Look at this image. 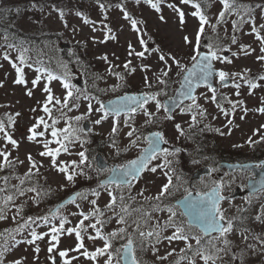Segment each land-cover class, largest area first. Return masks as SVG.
I'll return each instance as SVG.
<instances>
[{
  "label": "rangeland",
  "instance_id": "rangeland-1",
  "mask_svg": "<svg viewBox=\"0 0 264 264\" xmlns=\"http://www.w3.org/2000/svg\"><path fill=\"white\" fill-rule=\"evenodd\" d=\"M200 1L204 2L205 9L202 8V12L208 17L210 25H216L215 32L209 25L205 26V35L201 38L202 47L209 50L207 47L208 39L218 36L216 43L221 49L230 50L231 53L227 57L232 62L216 60V63L222 68V71L227 72L232 77L233 83L227 86L219 85V90L222 93L220 100L217 97L215 101L211 99L212 92L207 86L198 90L196 103L199 104L200 110H203L205 115L203 117L197 115L198 123L194 127H190L193 112L187 111L188 106L193 103L192 100L185 102L172 115L163 108L157 111L155 101H149L144 105V109L154 114L151 117L152 123H147L149 117L144 114V110L138 109L135 113L121 114L118 118V131L112 134V128L117 122V118L112 114L106 120H102L100 124L95 123L97 119L103 116V112L96 111L100 103L123 93L127 87H130L134 91L159 92L161 94L158 99L161 104H164V97L173 94L180 85L181 76L193 61L191 59L194 55L193 45L196 42L195 38L199 28V18L192 15L196 10L193 4H184L182 0H153V3L160 5L158 12L147 0H140L139 3L136 0H0V14L12 16L16 12V18H9V21L5 19L6 22L14 23L25 32H35L45 27L49 31L56 32L57 37L47 41L51 54L63 64V68L71 80L74 76H82L86 80V85H84L86 93H83L80 99L75 101L76 107H73L72 102H70L69 106L72 110L64 109L65 117L59 118L55 125L57 129L62 130L67 126L68 118L86 116L78 124V127L84 131L77 133L79 139L68 146V152L61 151L56 158L57 164L67 163L71 165L72 161L80 162L81 157L78 153L84 152L86 146L90 150L97 138L105 141L101 151L106 158L111 163L123 164L139 154L146 146L145 131L147 132L148 127L161 128L172 144L183 146L182 150L177 153H170L167 150L169 155L166 159L171 162L170 165L158 167L156 172L149 170L157 165L165 164V156L161 154L157 159L150 162L139 178L133 180L131 187L126 185L116 187L109 184L107 191L103 188L94 190L100 192L98 198L93 195L94 191H91L92 185L98 182V178L95 179L93 176L91 179H86L74 172L76 174L75 180L69 182L66 179V174L60 173L52 166L51 157L40 155L41 152L45 151L43 145L45 140L50 141L49 148L59 147L51 136L52 128L49 127L44 136H37L35 141L28 139L31 135L30 129L40 117H44L49 125H52V119L60 117V112L57 110L59 105L49 104V107L52 108V119L43 111V105L48 95L43 89L45 86L50 87L53 96L63 101L66 95V90L62 86L63 80H53L49 83L46 75L39 73L37 68L21 63L17 48L8 43L5 34H1L0 118H3L2 122L7 133L17 141L19 146L13 147L4 138V133H0V151L9 153V160L14 165L11 168L7 166V168L5 166L1 168L4 171L0 173V188H6V192L0 193V197L12 195L11 191L16 188L14 186L20 184L19 180L22 179V175L29 172L31 168V162L28 160L29 155L37 165L36 169H32L35 174L30 177V180L32 181L35 176V182L41 186L42 190V196L37 195L36 192H26L23 196L16 195L14 200L6 206L0 200V207H5L7 216L6 219L0 220V234H2L0 235V239H2L0 246L4 252V264H13L16 260H21L22 264H53L55 255H59V252L64 250H68L69 256L63 257V261L71 259V264H106L109 259L107 255L92 260L80 255L79 252L72 251L79 243L74 232L69 235L65 231L60 236L57 248L52 252H49L48 248L52 243H55L51 240V227H58L61 219L66 217L68 222L64 225L65 230L76 228L80 220L83 219L80 215L81 211L88 213L94 207L105 209L111 200L109 191L117 197L123 193L125 196L124 203L129 205L130 210H142L141 212H132L128 218L129 224H131L132 217L137 219L142 212L151 214L152 219L148 221L147 225L142 222V230L148 231L157 221L163 224L168 219L169 213L166 209L156 211V206L159 205L162 208V204L167 198L181 197L190 190L203 192L210 189L216 182L222 185L221 191L227 195L233 193L237 186L243 190L247 185L251 171L237 170L229 173L224 169L219 170L222 172L219 174L217 167L211 174L204 175L199 180H191L194 170L209 164L208 155L203 156L198 155V153L213 152L214 157H219L224 152L228 154L240 149L244 154H247L246 156H249L253 153V143L259 142L260 144L257 146L264 156V113L258 111L264 105V80L259 79L255 82L259 86L252 89L244 79L235 75L245 74L249 77L264 71V61L257 60V56L264 55L261 52V42L251 31V21L241 24L239 29L234 31L233 21L239 19L235 14L228 16L226 23L217 24L219 13L223 10L220 0ZM237 2L245 6L257 28L264 24V0H237ZM101 4L104 5L103 8L100 7ZM170 5L184 12L183 23L180 21L178 12L174 11ZM19 7L20 12H18ZM61 11L64 13L63 17L60 15ZM77 13L82 15H77ZM125 13L130 18H126ZM85 18L90 23H84ZM245 19L248 20V16H245ZM131 20L137 21L135 29ZM260 34L264 36V29H260ZM233 35L237 38L236 43H232ZM186 36L192 41V44L185 42L184 37ZM141 38L145 42L144 44H141ZM63 41L76 43L68 50L75 63L79 54L84 55V59L79 65L77 64L73 68L70 66L72 62L65 56L66 48L61 47ZM145 46L147 51H145ZM244 46H250L247 55L243 50ZM251 49L255 51H251ZM133 50V54L130 55L129 53ZM140 51H145L144 58L134 54ZM222 51H219L218 55L222 56ZM161 54L165 55L167 64L159 59ZM6 55L8 59H5ZM172 57L180 62L183 71L176 66ZM129 61H131L130 64ZM13 64L23 68L25 84L15 83L18 73ZM126 64L128 65L127 68L125 67ZM169 67L171 68L170 71ZM74 69L75 72L71 75ZM131 69H135V71H131ZM164 71H168L167 77L163 76ZM37 76L41 77L40 82L33 86L32 81ZM121 76L123 80L120 78ZM145 77L151 83V88L145 86ZM157 78L164 79L167 83L160 84ZM216 81H220L219 77L216 78ZM237 83L240 85L239 89L235 87ZM72 85L77 87L74 83ZM29 90L32 91L31 96L27 95ZM84 95L89 96V99H84ZM228 101L236 105L235 109ZM89 104L92 106L91 112L88 109ZM217 104L220 107H217ZM245 108L247 112L244 111ZM225 111L228 113L227 116L224 114ZM168 115H171L172 119H166ZM9 117H12V123H9ZM229 120L232 121L231 124L228 123ZM85 121L90 122L89 131L84 127ZM71 122L73 126H77L75 120ZM177 124L183 129V135L175 127ZM133 129H135L133 135L129 136L128 132ZM217 129L220 131H216ZM36 131L38 133L45 131L43 125ZM221 132L225 134L221 135ZM82 134L84 135L82 136L83 140L80 138ZM250 140L252 143H249ZM2 164L3 157L0 156V165ZM69 171L72 170L69 169ZM108 171H101L99 178ZM165 172L172 175L173 184L178 190L173 189L171 196L162 198L158 202L155 199H147L157 196L162 186L167 183ZM16 175H20V179L14 177ZM8 176L10 178L5 185L3 178ZM81 185H86L80 188L82 189L81 194L87 199L78 198L76 204L69 203L61 208L59 210L60 219L56 223H29L22 231L13 232L14 229L26 222L23 221V215L20 212L22 205L24 212L29 215L43 214L47 210L45 207H49L51 202L58 201L57 199L66 196ZM48 188L51 193H47ZM94 199L97 201L96 206L90 203ZM119 203L118 199L117 212L120 210ZM221 209L226 217L233 220L234 229L228 236L232 245L228 251L220 253L222 259L217 261V264H264V243H262L264 241V223L255 219L264 210V191L260 190L254 194L243 193L239 197L227 198L222 202ZM176 211L177 216H181L180 208H177ZM104 218H111L110 222L104 225L102 229L105 235L120 227H125V225L117 223V218L112 212L105 211ZM248 218L251 220H246ZM243 221L244 224L238 225ZM90 223H95V219L91 218L84 221L85 226ZM33 230L37 234L48 233V235L29 244L27 241L31 239V231ZM186 230L190 231L191 236H200L193 228L187 229V225ZM128 231L132 232L130 227ZM173 231L174 229L168 228L162 236H169ZM12 235L15 239L12 238ZM82 235L88 251L92 252L96 248L104 246L103 240L88 239V235H95L93 229L88 228L87 234L82 233ZM216 235L218 234L213 236ZM244 235L248 236L247 240L244 239ZM254 237H258V239ZM113 242V249H110L112 252L111 260L112 264H117V253L127 242V238L116 239ZM190 243L195 246V239H191ZM217 246L224 247L219 242ZM36 247H39V253L35 252ZM155 248L158 251L153 253L151 246L146 244L143 250L139 246L136 250L138 258L145 264H176L178 260L180 264H190L193 259L190 251H181L186 248L184 241L173 240L169 242L161 238V242L155 244ZM169 252H172V255H168ZM182 255H186L187 258L180 260ZM164 256L167 259H159V257ZM73 257L75 259H72ZM55 264H61V262L55 260ZM195 264H204V262L200 257H195Z\"/></svg>",
  "mask_w": 264,
  "mask_h": 264
},
{
  "label": "snow or ice",
  "instance_id": "snow-or-ice-1",
  "mask_svg": "<svg viewBox=\"0 0 264 264\" xmlns=\"http://www.w3.org/2000/svg\"><path fill=\"white\" fill-rule=\"evenodd\" d=\"M137 3L140 2V0H136ZM148 3L151 4V6L156 10L160 11V5L159 3H153V0H147ZM220 2L223 5V10L219 13V18L217 20V24L226 23L227 17L235 14L239 17L237 21H233L234 31L239 29V26L244 23H248L251 21L252 33H255L256 38L261 42V52L264 53V36L260 34V29H264V24L260 25V28H257L255 25V22L251 20L250 14L248 13L247 9L244 5H241L237 2V0H220ZM182 3L189 4L192 3L193 7L196 9L192 15L199 18V28L197 31V35L195 38V44L193 45V52L194 55L191 57V59L195 62L193 64V67L191 69H188L185 75L183 76L182 80V89L185 85H187L186 90H182L180 92L181 97H188L192 100V105L188 106L187 111L193 112L192 115V124L190 127H194L198 121H197V115L203 117L205 115L203 110H200L199 104L196 103V97L192 95L193 89L195 86H199L200 83L205 84L210 91L212 92L211 99L213 101L216 100V92L217 89L212 86V84L209 82L210 77L214 74V68L212 61L213 60H222V62L231 63L232 61L228 57H222L218 55L219 51H222L223 49L220 48V46L216 43V40L218 39V36L215 38H209L207 47L209 49V52L207 54L201 53L199 44L201 38L205 35V26L209 25L212 28V31H216V25H210L208 17L201 11V4L198 2H194V0H182ZM101 8L104 7L103 4L100 5ZM170 7H173L174 11L178 12L179 18L181 23L184 22V12L180 11L179 9L175 8V6L170 5ZM61 17H63L64 13L60 12ZM77 15H82L81 13H77ZM126 18L128 17V14L125 13ZM245 16H248V20L245 19ZM161 19L163 20V17L161 16ZM84 23H90L89 20L86 18L84 19ZM132 26L135 29L137 21L131 20ZM139 31V29H136ZM114 38V37H113ZM184 40L186 43L192 44V41L189 40V38L186 36L184 37ZM237 38L235 35L232 36V43H236ZM141 44H144L145 42L141 38ZM249 48L250 46H244L243 50L245 54H249ZM215 49V50H214ZM145 51H147V47L145 46ZM145 51L135 52L134 54L137 57L144 58ZM251 51H255L254 49H251ZM134 50L130 52L129 54L132 55ZM233 55H236V53H233ZM5 59H8L7 55L5 56ZM104 59H107V57H104ZM159 59L161 61H164L165 64H167V59L165 55L161 54L159 56ZM174 60L176 66L178 68H181V71H183V68L180 65V62L176 60L175 57H172ZM19 60L21 63L25 62V56L21 54L19 56ZM257 60L264 61V55L257 56ZM131 61H129V64ZM13 67L16 68V71L18 73V78L16 79L15 83L17 84H25L26 81L24 79V73L23 68L17 67L15 64H13ZM125 67L127 68L128 65L126 64ZM147 67V66H145ZM197 69H199V76L197 77ZM171 68L169 67V71ZM37 71H40V69H37ZM111 71V70H110ZM131 71H135V69H131ZM247 71V70H246ZM239 75L241 79H244L250 86V88L255 89L259 85L255 82H253L251 79H248L245 74H235ZM163 76H168V71L163 72ZM219 79L221 83H224L228 78L229 74L225 71H219L218 72ZM197 78V84L194 86L192 84L193 78ZM123 80V77H120ZM41 77L37 76L35 80L32 81L33 86H36L39 84ZM47 81L50 83L53 80H59L61 79L60 76L54 75L52 73H47L46 75ZM158 79V83L160 84H166L167 81L164 79ZM259 79L264 80V76L259 77ZM2 86V85H0ZM63 88L66 90V95L63 99V101L60 98L54 97L52 94V89L50 87L45 86L44 91L48 93L46 97V101L43 105V111L48 114L49 118L52 119V108L49 107V104H53V106L59 105L60 107L57 109L60 112V117L52 119V125H49L47 121H45L44 117H40V119L37 121V123L30 129L31 135L28 137L30 141H35L37 139V136H44L45 132L49 129V127L52 128L51 136L55 139V142L59 145V147L55 149L49 148L50 141H43V145L45 148V151L41 152V156H47L51 157V164L54 168H56L60 173L66 174V179L69 182H74L76 174L69 172L70 166H75L76 168H79L80 165L76 163V161H72L71 165L67 163L63 164H57L56 158L59 156L61 151L68 152L69 145L73 143L75 140L79 139V136L77 133L83 132L84 130L82 128L78 127L79 122L82 119H85L86 116H76L73 118H68L67 126L65 128L57 129L55 127L57 121L59 118L65 117L64 109H68L69 111L72 110V108L69 106L70 102H72V106L76 107L75 101L80 99V96L83 95V93L80 92L79 89H76L74 85H72L68 79L67 75L63 77ZM145 86L151 88V83L147 80V77H145ZM235 87L239 89L240 85L237 83L235 84ZM161 93H143L140 96H129L124 97L123 102H118L114 105L106 106L103 103H100L99 108L96 109V111L103 112V116L100 119H97L95 121L96 124H100L102 120H106L110 114L115 116L117 118V122L114 124L112 128V134L117 133L118 131V118L122 111H127L129 113H135L138 109L144 110V114L149 117V119L146 121L147 123H152L151 117L154 115L151 112H148L146 109H144V105H146L149 101H155L157 111H159L161 108H163L166 112H170L169 105L167 104H161L160 100L158 99V96ZM239 94V93H237ZM27 95L31 96L32 91L29 90L27 92ZM84 99H89V96L84 95ZM128 101H131V104L128 103ZM99 103V101H98ZM228 103L232 104L231 101H228ZM135 105V106H132ZM235 104H232L233 109H235ZM217 107H220L219 104H217ZM89 112L92 110L91 104L88 105ZM224 111L223 109H221ZM245 112H247V109H244ZM261 113H264V107H261L258 109ZM225 116L228 115V113L224 112ZM18 115V114H17ZM243 118V117H242ZM166 119H172L171 115L166 116ZM72 120L76 121L77 126H73ZM12 117H9V123H12ZM229 124L232 123L231 120L228 121ZM41 125H43L45 131L37 132L36 129L39 128ZM177 130L180 131V134L183 135V129H181V126L179 124L175 125ZM135 129L128 132L129 136H132ZM216 131H220L217 129ZM0 133H4V138L13 146L18 147V143L15 139L12 138L10 134L7 133L5 130V125L2 121H0ZM221 135H224L225 133L221 132ZM62 137V138H58ZM149 147L144 149L143 154L137 159L131 161L127 166L122 167L121 169H111L110 171L113 173V178L106 184L104 182H101L100 187L108 190L109 184L115 185L116 187H120L121 185H126L128 187H131V182L133 180H136L140 173L147 168L148 163L154 159H157L161 154L165 156V164L164 165H157L155 167H152L149 169L151 172H156L158 167H165L170 165V161L166 159L167 155L169 153L167 150L162 149L160 147L161 141H164L167 143V141L164 140L163 133L156 132L151 134L149 137L146 138ZM114 143V141H113ZM249 143H252L250 140ZM133 144H135V141H133ZM78 155L81 157L80 163L83 164L87 160V156L84 152H79ZM0 156L3 157V164L0 165V167L7 166V167H14L12 161L9 160V153L0 151ZM28 160L31 162V168L29 169L28 174L25 178H30L32 175V169H36L37 165L34 160H32L31 155L28 156ZM38 171V169H37ZM80 174H83L81 171ZM165 176H167V183H165L162 186L161 191L159 194L152 198L147 199H155L156 201H161L162 198H166L168 196L172 195L173 189H176V186L173 184L172 176L169 175L167 172L164 173ZM19 179V177H17ZM130 178V179H129ZM5 185L8 183V177H4ZM21 184H24V179H21ZM16 187V194L23 196L26 192H36L37 189L35 187H30L27 189L21 188L19 186ZM222 185H218L217 188H214L211 192L207 193H200L198 194V199H189L191 197V192H188V196L185 197V212L181 213V215H188L191 219L187 222V229H191L193 226H196L200 229V232L203 233L204 237H209L207 240H203L201 236H191L190 233L186 230L185 224L183 222L178 223L175 219L177 216L176 208L173 206L167 207V212L169 213L168 219L163 223L160 224L159 221L156 222V224L148 231L142 230V222L144 225H147L148 221L152 219V216L150 213L142 212L141 216L137 219H134L131 221V224H129L128 218L132 215L133 211L141 212V209H134L130 210L129 205L124 203L125 196L123 193L117 197V195L113 194V192L109 191L108 194L111 197L110 202L105 206V209L102 210L99 207H94L92 211L88 213H84L81 211L80 215L83 217V219L80 220L79 225L76 228H69L65 230V223H67V218L64 217L61 219V222L58 227L53 226L51 227V240L55 243H52L51 246L48 248L49 252H52L54 249L57 248L60 240V234L64 233L65 231L71 235L73 232L75 233L76 239L78 240V245L76 248L72 249V251L79 252L80 255L87 257L92 260H96L97 257L105 256L107 255L109 259L106 261V264H112L111 256L112 252L110 249H113V241L116 239H123L127 238V243L124 244L121 248V250L118 251L117 256V264H120V260L122 259L125 264H142V261H140L136 255V243L137 240L139 241V246L143 250L147 245L151 246L153 249V253L158 251V249L155 248V244H158L161 242V238L168 240L169 242L173 240H180L184 241L186 248L182 249V252L190 251L192 253L193 259L191 260L190 264H195V257H200V259L203 260L204 264H217V261L221 260L220 253L226 252L230 249L232 242L228 239L229 234L233 232L234 229V222L232 219H229L224 214V211L220 207V201L223 199V197L220 195V188ZM178 190V189H176ZM261 191H264V183L261 184ZM6 191V188H0V193H3ZM39 195V193H37ZM93 195H95L97 198L100 195L99 191H94ZM140 195H143V193H140ZM77 198L80 199H87L86 196L82 195L81 193L76 194ZM15 198V194L13 195H5L3 197H0V200L3 201V204L6 206L9 202L13 201ZM119 199V212L116 211L117 208V200ZM69 203L76 204V200L72 199L69 201ZM93 206H96L97 201L94 199L90 202ZM79 207V205H77ZM164 209L159 207V205L156 206V211H163ZM20 211H23V208L21 207ZM105 211L112 212L113 215L117 218V223L121 225H125V227H120L116 231H112L111 233L105 235L102 231L104 225L110 222L111 218H104L105 217ZM59 212V209H57V213ZM55 215V214H54ZM7 216L5 214V207H0V220L6 219ZM91 218L95 219V223H90L87 226H85L84 221L89 220ZM15 219V217H13ZM45 223H48V217L40 218ZM257 221H260L261 223H264V210H262L261 215H258L255 218ZM29 223H35L33 218L29 217L28 220L25 222L24 225H21L13 230V232H20L25 227L28 226ZM134 226V232H129L128 228ZM88 228H91L94 230L95 235H88L89 240H96L100 239L104 241V246L100 248H96L95 251H88L85 247L84 243V236L82 233L87 234ZM172 228L174 231L169 236H162V234L168 229ZM247 231V229H245ZM212 233H217L218 235L212 236ZM2 235V234H0ZM11 235V234H10ZM45 235H48V233L43 234H37L36 231H31V239L27 241V243L32 244L35 243L37 240H41L44 238ZM135 237V238H134ZM12 238L15 239L14 235H12ZM257 238L258 237H254ZM191 239H195V246L190 243ZM244 239L247 240L248 236L244 235ZM222 243L224 247H218L217 243ZM264 243V241H262ZM251 247V246H250ZM83 249V251H81ZM40 249L39 247L35 248V252L39 253ZM174 251V250H173ZM3 255L4 252L0 250V264H4L3 261ZM168 255H172V252H169ZM59 256L61 257H68L69 252L68 250L60 251ZM186 255H182L180 257V260L186 259ZM72 259H75L73 257ZM159 259L164 260L167 259L166 256L159 257ZM13 264H22L21 260H16L13 262ZM53 264H55V260L53 259ZM64 264H71V259H66ZM176 264H180V261L178 260Z\"/></svg>",
  "mask_w": 264,
  "mask_h": 264
},
{
  "label": "trees",
  "instance_id": "trees-1",
  "mask_svg": "<svg viewBox=\"0 0 264 264\" xmlns=\"http://www.w3.org/2000/svg\"><path fill=\"white\" fill-rule=\"evenodd\" d=\"M22 9V8H21ZM18 12H20V7ZM4 14H0V31H4L11 35V40L15 47H18L20 55L23 54L25 56V61L28 60L38 64L40 68H42L46 72H50L57 76H63V66L61 62H59L50 51L47 41L52 38L57 37V33L54 31H49L46 27L44 29H38L35 32L27 31L18 28L12 22H6L3 16ZM16 12L12 16H6V20L9 21V18H16ZM12 23V24H11ZM76 43L74 44V46ZM66 58L70 59L73 66L80 64L81 60L84 59V55L81 53L77 57L76 63L72 60L73 56L70 55L69 50H65ZM130 87H127L126 90H130ZM81 92H85V90H80ZM83 135V134H82ZM89 135V134H87ZM90 136H93L90 134ZM99 143L98 139H96L95 144ZM201 154V153H200ZM203 154V153H202ZM83 168V165H81ZM92 166V165H91ZM80 169V168H78ZM88 169V168H87ZM91 170V169H90ZM93 170V166H92ZM83 172V171H82ZM81 173V171H80ZM82 175H85L83 172Z\"/></svg>",
  "mask_w": 264,
  "mask_h": 264
},
{
  "label": "water",
  "instance_id": "water-1",
  "mask_svg": "<svg viewBox=\"0 0 264 264\" xmlns=\"http://www.w3.org/2000/svg\"><path fill=\"white\" fill-rule=\"evenodd\" d=\"M62 46H63V47H64V46H70V43H62ZM201 53L207 54L208 51H202ZM194 63H195V62H193V63L189 66L188 69H191V68L193 67V64H194ZM212 64H213V68H214L215 71H214L213 76L210 77L209 82H210L212 85H215V86H216V84H215V82H214V78H215L216 74L219 72V69H217V68L215 67L214 60L212 61ZM188 69H187V70H188ZM187 70H186V72H187ZM196 71H197V77H198V76H199V69H197ZM186 72H185V73H186ZM185 73H184V75H185ZM184 75H183V76H184ZM183 76H182V78H181V84H180L179 87L177 88V90H176L175 94L173 95V97H171V98H166V99H165L166 104L169 105L170 113H172V112L175 110V108H177L182 102H184L185 100L189 99L188 97H181V96H180V92H181L182 90H186V89H187V85H185L184 88L182 89V80H183ZM76 81H77V82L79 81V83L82 84L81 79H76ZM228 82H229V79H227L224 83H228ZM192 84H193L194 86L197 84V78H195V77L193 78V80H192ZM201 85H205V84L200 83L199 86H201ZM199 86H195V87H194L193 92H192V95L195 96V94H196V90L198 89ZM143 93H144V92H127V93L121 94V95H119V96H116V97H114V98H112V99L106 101V102H105V105H106V106L114 105V104H116V103H118V102H123V98H124V97H129V96H140V95L143 94ZM128 103L131 104V101H128ZM132 106H135V105H132ZM122 112H126V111H122ZM85 127H86V129H89V128H90V127H89V122H86ZM153 133H156V132H151L150 135L153 134ZM150 135H149V136H150ZM165 144H166V143H165L164 141H161L160 147L163 148V146H164ZM148 147H149V145L146 146V148H148ZM146 148H145V149H146ZM143 152H144V150L142 151V153H141L139 156H137L136 158L132 159L131 161H133V160H137V159L143 154ZM131 161L127 162V163L124 164L122 167L127 166ZM97 163H98V165H99L101 168H105V167H107V166L109 165V162L105 160V158H104V156H103L102 153H99V154L97 155ZM221 165H227V166L229 167V169L232 170V169H234V168H236V167H238V166H240V167H244V168H245V167H249V166H253V162L232 163V162L225 161V162H223ZM122 167L114 166L115 169H121ZM114 168H113V169H114ZM208 171H209V168H208V167H202V168L198 169V170L194 173L193 178H198V177H200L203 173L208 172ZM256 173H257V175H258V178L254 179V180H251V181H250V184H249L250 187L248 188V190L251 191V192H253V191H255V190L261 188V184L264 183V173L261 174V173H259L258 171H257ZM112 178H113V173L111 172L106 178H104V179L102 180V182H109ZM129 179H130V178H129ZM215 188H217V186H216ZM213 189H214V188H213ZM213 189H212V190H213ZM212 190H210L209 192H211ZM191 194H192V195H191V197H190L189 199H193V200H194V199H198V194H199V193L191 192ZM236 194H239V191H238ZM236 194H235V195H236ZM75 196H76V193H73V194L70 195L67 199H65V200L62 201L59 205H57V206L55 207L54 210H56V209L58 208V206H60V205H62V204H64V203H66L68 200L74 198ZM187 196H188V195H186L185 197H187ZM185 197H184L183 199L179 200V203H181V205H182L184 211H185V208H184ZM222 197H223V196H222ZM190 219H191V218L189 217V220H190ZM123 264H125L124 261H123Z\"/></svg>",
  "mask_w": 264,
  "mask_h": 264
}]
</instances>
